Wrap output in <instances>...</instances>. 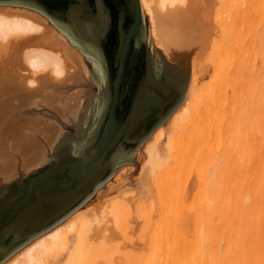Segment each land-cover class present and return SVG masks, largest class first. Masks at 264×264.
Instances as JSON below:
<instances>
[{"label":"bare ground","instance_id":"1","mask_svg":"<svg viewBox=\"0 0 264 264\" xmlns=\"http://www.w3.org/2000/svg\"><path fill=\"white\" fill-rule=\"evenodd\" d=\"M141 5L144 14L149 10L152 41L162 42L173 58L193 61L184 105L167 129L160 125L147 139L146 166L139 177L126 173L119 195L101 208L77 210L3 264H264V0H141ZM34 11L0 6V54L12 52L21 67L20 75L0 80L5 179L22 174L26 164L42 163L61 133L52 123L76 122L82 105L90 107L94 99L79 90L92 84L80 53ZM244 20L255 24L252 30V23L241 25ZM206 51L215 79L205 86L200 60ZM79 94L83 101L73 102ZM39 134L48 140L42 152ZM22 153L26 164H14ZM140 218L148 223L144 229H152L147 249L138 256L125 253V261L124 240L112 243L108 225L132 236Z\"/></svg>","mask_w":264,"mask_h":264},{"label":"water","instance_id":"2","mask_svg":"<svg viewBox=\"0 0 264 264\" xmlns=\"http://www.w3.org/2000/svg\"><path fill=\"white\" fill-rule=\"evenodd\" d=\"M40 11L85 55L97 81L87 111L35 169L0 187V264L66 220L184 102L187 58L154 46L141 0H0Z\"/></svg>","mask_w":264,"mask_h":264},{"label":"rangeland","instance_id":"3","mask_svg":"<svg viewBox=\"0 0 264 264\" xmlns=\"http://www.w3.org/2000/svg\"><path fill=\"white\" fill-rule=\"evenodd\" d=\"M218 5V9H221L222 8V5H221V3H219V4H217ZM0 6H10V7H13V8H27V9H31L32 11H34L35 9H32V8H29V7H26V6H18V5H6V4H0ZM149 10H145V12H146V16L148 17V23H149V29H151V27H152V21H151V17H150V15H149V12H148ZM34 12H37V13H40L44 18H46L47 19V21H48V23H49V25L51 26V27H53L54 29H56L57 30V32L58 33H62L54 24H53V22L47 17V16H45L43 13H41L40 11H37V10H35ZM257 14H258V12H256ZM206 15V14H205ZM209 16H211V14H209ZM216 16V14L214 15V17ZM258 21V19H256L255 18V20H254V22L256 23L257 21ZM241 21V20H240ZM239 21V23H241ZM247 20H244L243 22L245 23H242L241 25H243V27H244V25H246L247 24V22H246ZM252 23V22H248V24H247V26L250 28V26H251V28L249 29V28H247V26H246V30L247 29H249V30H252V27H254V25H253V23L250 25V24ZM257 23H259V22H257ZM257 26V25H256ZM218 31V32H217ZM215 32H217V34H219L218 35V38H220V39H222L223 38V34L219 31V27H216V30H215ZM63 34V33H62ZM64 35V34H63ZM66 37V36H65ZM251 37V35L248 33L247 34V40L250 42V38ZM67 38V37H66ZM154 40L155 39H153V41L152 42H154ZM67 41H68V43L70 44V46L71 47H73L78 53H80V55H81V60H82V63L85 65V67H86V69H87V71H88V73H89V75H90V77H91V81H92V84L91 85H86L85 87H79V88H81V89H79V88H76L74 91L75 92H78V90L77 89H79L80 91L81 90H85L86 89V91L88 90L89 92H90V96H89V99H90V97L93 99L94 97H95V94H96V92H97V81H96V78H95V76H94V74H93V71H92V69H91V66H90V64H89V61L87 60V58L85 57V55L84 54H82L73 44H72V42L67 38ZM154 44V46L155 47H157V48H159L163 53H164V55L166 56V58H168V59H175V58H173L170 54H168V53H166V51H165V47H164V45H163V43L162 42H160L159 40H155V42L153 43ZM257 57H259L260 56V58H256L257 60V64L258 65H261V62H262V59H263V56H262V58H261V53H259V50H257ZM207 51H206V53H204V55H203V57H201V60H200V65H202V66H204V67H202L203 68V72H204V75H203V78H202V83L204 82L205 83V86L206 85H210V83L215 79L214 78V76H215V74H214V71H213V65H212V61L210 60V59H208L207 61H205L204 59H207L206 57H207ZM12 56H14V54L12 55V52L11 53H7V54H0V62H2V64L0 63V72H2V73H0V80H4V78H2V77H5V79H7V77H8V75H10V78L11 77H13V74H15L14 76L16 77V75L18 76V75H20V74H18V72L19 71H21V70H19V69H21V67L20 68H18L19 66H18V59L16 58V57H13L12 58ZM253 56V55H252ZM205 57V58H204ZM254 57V56H253ZM253 59V58H252ZM252 59H248L247 60V62H248V64H250V62L252 61ZM259 59V60H258ZM14 60V61H13ZM190 61H191V64L193 63V61L191 60V59H189ZM258 61H259V63H258ZM15 62H17V64H14ZM17 66V68L15 67V66ZM2 70V71H1ZM7 70V71H6ZM5 71V72H4ZM14 72H16V73H14ZM23 74H25L24 72H23ZM18 78V77H17ZM20 79V78H19ZM18 80V79H17ZM20 81V80H19ZM18 81V82H19ZM203 83V84H204ZM190 84H191V82H190ZM79 91V92H80ZM71 92H73V91H71ZM82 94V93H81ZM79 96V99L77 100H72L73 102H76L77 101V103L79 102V100H80V98H81V100L80 101H83V98L82 97H80V94L78 95ZM91 99V100H92ZM186 99H187V97H186ZM186 99L184 100V102L178 107V108H180L182 105H184V103H185V101H186ZM81 103H83V102H81ZM87 103V102H86ZM89 108V106H86V104H84V105H82V107H81V111H80V115H79V117H78V119L87 111V109ZM45 112H47V111H45ZM170 118H171V116L167 119V120H165L161 125L164 127V128H166L168 125H169V123H170ZM53 121H54V119H53ZM53 121H51V120H49V124H51V122H53ZM56 121V120H55ZM55 121L52 123V124H56V126L59 128V130H61V133H60V135H59V137H58V140L56 141V143H55V146H54V148L57 146V144L59 143V141L61 140V138H63V136L65 135V134H67V132L71 129V127L77 122H74V123H64V121L60 118V120L58 121H56V123H55ZM48 124V125H49ZM52 124H51V126H52ZM169 127V126H168ZM167 129V128H166ZM39 136H42V137H40L39 138V141H41L42 140V142H40L41 144H39V143H37L36 145H38V147H39V145H41V147H42V149H41V152L43 151V149L45 148V142L46 141H48L47 140V138L46 137H43L44 135H40L39 134ZM167 138V137H166ZM164 139V141H163V143H165L166 142V140L167 139ZM41 139V140H40ZM147 141V140H146ZM45 143V144H44ZM162 143V144H163ZM53 148V149H54ZM53 149L52 150H50V152L49 153H47V155L49 156V154L53 151ZM146 142L143 144V146L139 149V151L137 152V154H136V156H135V159H134V162L132 163V164H129V165H127V166H125V167H123L121 170H119L112 178H111V180L103 187V188H101L88 202H86L80 209H78L79 211H84V210H88L89 208H90V210L91 209H98V208H101V205H103L104 203H106V202H108L111 198H113V197H115L116 195H119L120 194V192L122 191V189L120 188V183H121V181L123 180V178H125L126 177V173L127 172H130V173H132V177H139L141 174H142V172H143V170H144V167L146 166V165H144V164H146L147 163V161H148V155H147V152H146ZM40 152V153H41ZM19 157H18V159H17V161H15V163L14 164H16V165H19V166H23V165H25L26 164V158L28 157V155H27V153H22V154H19L18 155ZM45 158H47V157H45ZM41 163H39V164H26L27 166H29L28 168H27V170H25L24 172H22V174L20 173V172H16V173H14V174H11V175H8L9 177V179H5V178H0V187L4 184V183H6V182H8V181H11V180H13V179H15V178H18V177H20V176H22V175H24V174H26V173H28L29 171H31V170H33V169H35V168H37L39 165H40ZM194 167H196V165H194ZM193 170H196V171H192V168H191V173H193L194 174V176L197 174V167H196V169L195 168H193ZM24 173V174H23ZM125 173V174H124ZM196 173V174H195ZM134 175V176H133ZM193 175H192V179H193V177H194ZM6 180V181H5ZM194 180V179H193ZM191 183H192V181H191ZM184 184V183H183ZM119 187V188H118ZM152 187L154 188L153 190L155 191V188H156V185L152 182ZM115 188V189H114ZM194 185H193V190H194ZM117 189H119V190H117ZM127 189H129V188H127ZM196 191V189L194 190V192ZM104 199H106V200H104ZM137 199V198H136ZM135 199V200H136ZM104 201V202H103ZM157 201V200H156ZM101 202H103V204L101 203ZM136 202H139V201H136ZM144 204V203H143ZM156 204H157V206H159L158 208H160V203L159 202H156ZM143 206H147V205H143ZM148 209V208H147ZM147 209L146 210H144V211H147ZM90 210H88V211H90ZM160 213H161V210H160ZM137 216V215H136ZM159 214H158V216H157V219L156 220H159ZM67 219H69V217L67 218ZM66 219V220H67ZM144 218H140L139 220L141 221H144V222H140L139 224H137V226L136 225H134V227H135V229H136V231H135V233H133V235L132 236H124L123 234L121 235L120 234V232H119V230L118 229H116L115 227H113V226H110V225H108L109 226V233H111V235L113 236V242L112 243H115L116 241H117V243H116V245H119L118 243V241L120 240V242H121V240L123 239L124 241H122L121 242V250L122 251H124L122 254H123V258H126L127 256V254H125V253H127V252H130L132 255L134 254L133 253V251H135V252H137L136 253V256H138V255H141V253L143 252L144 253V251H146V249L147 248H145L144 247V245L146 246V243L144 242V241H146L145 239L147 238V236H149L151 233V231H152V229L150 230H146V229H148L147 228V226H148V223H147V221H145V219L143 220ZM66 220H64V221H66ZM62 223V222H61ZM144 225V226H143ZM144 227H146V229H144ZM142 229V230H141ZM145 231V232H144ZM114 232V233H113ZM141 232L143 233V234H141ZM149 233V234H148ZM122 236V237H121ZM122 238V239H121ZM144 238V240H142L141 242L139 241V240H141V239H143ZM131 239V240H130ZM130 241H134V243L132 244ZM128 249V250H127ZM125 250H127V251H125ZM129 250H132V251H129ZM20 251V250H19ZM121 251V252H122ZM141 252V253H140ZM129 253V254H130ZM139 253V254H138ZM16 254V253H15ZM14 254V255H15ZM130 254V255H131ZM138 254V255H137ZM135 255V254H134ZM129 256V255H128ZM12 257V256H11ZM10 257V258H11ZM9 258V259H10ZM130 258V257H129ZM121 260H123V259H121ZM128 260V258H126V260L125 261H127ZM123 263H125V262H122V261H120V264H123Z\"/></svg>","mask_w":264,"mask_h":264}]
</instances>
